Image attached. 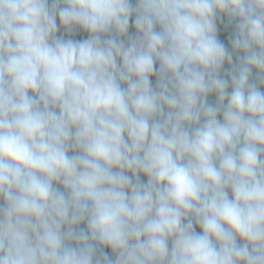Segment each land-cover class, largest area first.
Masks as SVG:
<instances>
[{
  "label": "clouds",
  "instance_id": "9594fccd",
  "mask_svg": "<svg viewBox=\"0 0 264 264\" xmlns=\"http://www.w3.org/2000/svg\"><path fill=\"white\" fill-rule=\"evenodd\" d=\"M258 85L264 0H0V264H264Z\"/></svg>",
  "mask_w": 264,
  "mask_h": 264
},
{
  "label": "trees",
  "instance_id": "16d2710c",
  "mask_svg": "<svg viewBox=\"0 0 264 264\" xmlns=\"http://www.w3.org/2000/svg\"><path fill=\"white\" fill-rule=\"evenodd\" d=\"M49 2H50V4H51L52 0H49ZM132 3H133V5H135L136 0H132ZM130 31H131L132 34H135L134 27L131 28ZM60 34H61V35H65L66 37H67V35H68V34L63 33V30H62V29H61ZM72 38H75V39L86 38V34L81 33V32H77V33L72 34ZM221 39H225V35H224L223 31H222V33H221ZM226 42H227V41H226ZM236 62H237V59H236V57H235V55H234V63H236ZM225 69H226V71L222 72L221 75H222L224 78L229 79V81H230V76H229V72H228L229 66H228L227 64L225 65ZM256 78H257V74L254 72V73H253V82L256 81ZM155 79H156V78L153 77V84H154V85H155ZM258 86L260 87V90H261L262 92H264V85H258ZM229 91H231V83H229ZM209 102L215 104V102H216V97H215V95H212V96L209 97ZM69 154L71 155V154H74V153H73V151L70 150V153H69ZM141 180H143V181L146 182V177L141 176ZM59 187H61V190H63L62 186H59ZM229 195L231 196V193H229ZM3 203H4V202H3L2 200H0V204H3ZM195 230H196L198 233L201 232V229L199 228V226H195ZM105 251H109V250L105 249ZM109 254L111 255L110 251H109ZM112 258H113V260L115 259L114 256H113Z\"/></svg>",
  "mask_w": 264,
  "mask_h": 264
}]
</instances>
